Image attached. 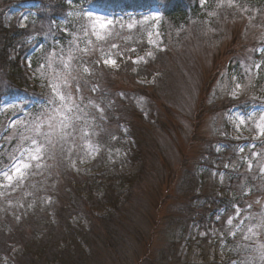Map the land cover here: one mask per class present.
I'll return each instance as SVG.
<instances>
[{
    "label": "rangeland",
    "instance_id": "rangeland-1",
    "mask_svg": "<svg viewBox=\"0 0 264 264\" xmlns=\"http://www.w3.org/2000/svg\"><path fill=\"white\" fill-rule=\"evenodd\" d=\"M198 7L180 29L156 7L115 15L74 7L49 20L38 14L36 0H22L3 14L6 28L29 30L20 68L38 96L32 103L9 97L0 73V212L9 226L33 209L55 226L50 182L67 174L95 178L93 197L103 199L105 189L119 201V213L112 210L116 251L93 242L95 253L85 248L80 261L67 253V264H246L253 251L258 258L261 184L257 196L249 195L252 182L264 179L263 84L254 79L264 65V13L257 17L238 0H198ZM68 93L71 103L61 108L59 97ZM33 104L34 112L19 121ZM18 162L29 167L9 181L4 174L12 175ZM186 173L197 182L194 194ZM237 175L243 209L202 215L203 194L219 195ZM195 196L201 197L191 218L185 208ZM107 206L103 200L83 214H66L75 235L92 229L99 235L97 220ZM243 223L233 248L229 240ZM20 251L15 247L0 264H18Z\"/></svg>",
    "mask_w": 264,
    "mask_h": 264
},
{
    "label": "trees",
    "instance_id": "trees-1",
    "mask_svg": "<svg viewBox=\"0 0 264 264\" xmlns=\"http://www.w3.org/2000/svg\"><path fill=\"white\" fill-rule=\"evenodd\" d=\"M22 0H0V73L3 75L5 80V93L9 97L23 96L24 100L28 103H32L33 98H38L34 92V88L30 87L27 79L25 78L22 69L20 68L21 56L28 52V49L24 46V38L28 35V29H19L17 27L6 28L2 21L3 14L10 8L17 6ZM39 3L38 14L41 12L46 15L49 20L56 18H64L69 10L74 7L80 8H95L102 12L110 13L115 15L117 13H123L126 10H149L153 7L159 9L164 20H167L169 24L180 29V27L188 26L189 22L195 19L196 15L200 13L198 7V0H36ZM242 8H249L254 10V13L259 17L260 13H264V0H238ZM194 4V5H192ZM193 6V7H192ZM47 47V44L45 45ZM13 51L15 58L10 59L8 52ZM32 58V57H31ZM37 58V57H36ZM32 67L37 68L35 60H32ZM5 76V77H4ZM255 82L258 85L263 84V91L260 95V99L264 101V65L257 70L254 75ZM34 90V91H33ZM36 92V91H35ZM38 104H33V107L27 110L24 118L19 121H26L27 117L30 116ZM4 116L0 117L3 119ZM208 159H212L210 153H205ZM186 181L190 190L193 185L197 182L193 181V177L189 173L185 174ZM58 179H53L51 183V189L53 192V200L50 204V210L53 212L56 225L52 226L49 224V220H45L43 217V210L39 212L37 209H33V212L28 217H23L20 223L15 227L9 226V223L4 219V215L0 212V259L3 256H10L11 251L15 247H19L21 251L17 254L16 263L18 264H45L46 259L52 258L53 261H57L59 264H67L64 261V255L68 253V256L78 255L80 261L82 257L80 254H85V248L88 252L91 250L95 253V247L103 248L104 250L112 249L116 251V243L114 235L116 230L114 228L115 214L119 213V201L115 200L110 192L104 189L103 199L98 200L93 197L95 190L97 189L98 183L95 178L84 179L72 178L70 175L62 174L58 175ZM240 175H237L234 180L225 181V186L220 190L219 195L212 194L211 191H206L201 199L200 211L203 214L207 212L216 213L220 210L225 211V215L228 214L231 208L236 205L237 208H241V201L244 200L241 197V193L238 191V186H241ZM62 179V180H61ZM68 180L66 186H63V180ZM197 180V179H196ZM233 180V181H232ZM198 181V180H197ZM134 179L132 177L124 178V183L132 185ZM264 190V179L252 182L251 191L249 196H257L260 189L257 184ZM55 185V187H54ZM102 186V185H101ZM105 188V185H103ZM129 187V186H128ZM131 188V187H129ZM239 193H238V192ZM202 196V194H201ZM201 196H195L188 202L185 212L187 216L194 218V200ZM105 201L110 208L107 213L100 216L97 220L98 225H102L103 230L95 234L93 229L91 232L82 231L75 235L76 231L69 225L70 217H74L80 213H85L91 210L94 206L98 207ZM211 209V210H209ZM209 210V211H208ZM202 213V212H201ZM70 216L69 218H66ZM114 214V216L112 215ZM224 215L223 219H226ZM206 216V215H205ZM204 216V217H205ZM258 222V221H257ZM29 223V224H28ZM28 224V225H27ZM245 223L240 226L237 235L233 238V241L229 240V243L234 245L233 248H238V241L240 237L238 235L243 232ZM112 227V228H109ZM10 228V229H9ZM10 231V234H6ZM262 232L264 231L261 230ZM101 232V233H100ZM106 233L107 237L103 234ZM95 234V235H92ZM80 235V237H79ZM40 237V238H39ZM114 238V239H113ZM95 242V247L93 246ZM63 245L64 250H59ZM80 253V254H79ZM70 254V255H69ZM252 259L246 264H264V259H261L259 254L257 259H254V251L252 253ZM233 259H236V255H231ZM52 263V262H51ZM81 264V263H80ZM242 264V263H241Z\"/></svg>",
    "mask_w": 264,
    "mask_h": 264
},
{
    "label": "snow or ice",
    "instance_id": "snow-or-ice-1",
    "mask_svg": "<svg viewBox=\"0 0 264 264\" xmlns=\"http://www.w3.org/2000/svg\"><path fill=\"white\" fill-rule=\"evenodd\" d=\"M111 23H112L111 21H108L107 23H100V28L101 29H104V28L107 27V25H109ZM104 63L107 66H113L114 67L116 65L115 59H106L104 61ZM257 67H259V66H257ZM237 87H240V85H237ZM59 99L62 102L61 108H64L65 106H67V105H69L71 103V99L72 98H71V94L68 93V94H65V95H60ZM69 110H71L70 107H69ZM261 119L264 120V117H261ZM260 134L261 135H264V125H261L260 126ZM36 151L39 152L40 149L37 148ZM32 159L35 160V159H38V157L37 156H33ZM28 167H29V165L27 163L18 162L17 164H15L13 166V170H12V173L13 174L12 175H9L8 173H5L4 175L7 177V179L9 181H11L13 179V176L14 175H17V176H21L22 177L23 176V171L22 170L23 169H26ZM228 223L231 224L232 221L229 220ZM261 259H264V246H261Z\"/></svg>",
    "mask_w": 264,
    "mask_h": 264
}]
</instances>
